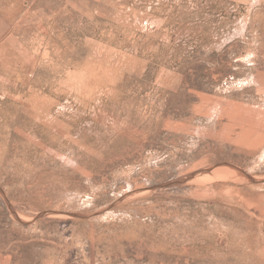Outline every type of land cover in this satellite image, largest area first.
<instances>
[{
    "label": "rangeland",
    "instance_id": "374dc122",
    "mask_svg": "<svg viewBox=\"0 0 264 264\" xmlns=\"http://www.w3.org/2000/svg\"><path fill=\"white\" fill-rule=\"evenodd\" d=\"M0 264H264V0H0Z\"/></svg>",
    "mask_w": 264,
    "mask_h": 264
}]
</instances>
